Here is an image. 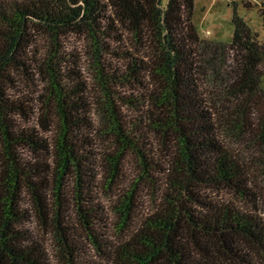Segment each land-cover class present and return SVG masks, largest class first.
<instances>
[{"label":"trees","instance_id":"16d2710c","mask_svg":"<svg viewBox=\"0 0 264 264\" xmlns=\"http://www.w3.org/2000/svg\"><path fill=\"white\" fill-rule=\"evenodd\" d=\"M233 4L213 42L195 0H0V264H57L47 236L64 264H264V218L219 199H256L223 133L264 155V42Z\"/></svg>","mask_w":264,"mask_h":264},{"label":"rangeland","instance_id":"374dc122","mask_svg":"<svg viewBox=\"0 0 264 264\" xmlns=\"http://www.w3.org/2000/svg\"><path fill=\"white\" fill-rule=\"evenodd\" d=\"M166 2L167 0H162L163 4ZM233 2H236V7L240 16L244 18L251 30L257 33L259 39L264 42V19L258 11V8L261 7L262 4L264 5V0H195L193 20L196 22L200 37L204 40L213 42H228L231 40L233 35ZM244 2L257 4L258 7L246 8L244 6ZM68 45L71 49L77 50L82 54L84 53V43L77 36H70ZM226 59L227 58L225 56L224 60ZM226 64L227 61H224V64H222L221 67L222 72L219 73V75L217 74V76L216 74H212L211 76L208 73V75L199 76L201 86L203 87L202 89L207 92L204 93L210 99V101L215 104L214 108L216 111L220 109V105L216 103V97L213 93L222 92V89H224V86L221 85V83L222 81L228 79L229 75L226 72H230V68ZM28 86L31 88L30 85ZM24 88L31 96H34V93L31 92V90L26 87ZM29 105H32V103H29ZM19 124L22 126H32V123L26 120H19ZM223 135L224 146H226L227 149L238 155L240 158L244 159L245 162L249 164V169L254 181L252 188L255 191L256 199L254 202L250 203L240 198H236L229 191L220 192L219 199L232 201L241 208L253 213H257L259 216L264 218V164L259 162L260 160H263L264 155L258 151L257 146L253 148L245 140H240L236 136L228 133H223ZM95 142L98 145V148L104 144L103 138L101 137H96ZM23 152L27 157L32 156L29 151L25 150ZM129 161L130 169L127 170L126 174L129 178H133L135 177V172L139 170L137 160L134 156H132ZM98 162V164L101 165L99 160ZM124 179L125 178L122 177V182ZM99 195L100 200L105 207H111L113 205V202L110 201L108 197L102 194ZM31 203L32 202H30V204ZM153 203L154 202H152V198L149 195L141 199L142 207H152V209H154ZM25 206H28V202H26ZM32 227L34 228L36 234H41L39 221L35 216L33 218ZM44 246L47 248L51 258L54 260V263L64 264V254L62 253L60 242L56 238L47 236V238H44ZM88 253L95 260H99L96 255V251L89 250Z\"/></svg>","mask_w":264,"mask_h":264}]
</instances>
